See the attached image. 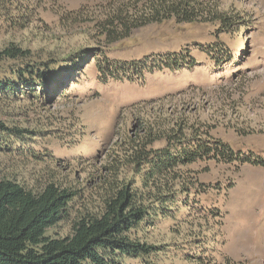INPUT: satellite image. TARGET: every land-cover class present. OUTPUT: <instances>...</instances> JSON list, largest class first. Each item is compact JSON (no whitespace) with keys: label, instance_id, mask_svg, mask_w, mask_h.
<instances>
[{"label":"rangeland","instance_id":"rangeland-1","mask_svg":"<svg viewBox=\"0 0 264 264\" xmlns=\"http://www.w3.org/2000/svg\"><path fill=\"white\" fill-rule=\"evenodd\" d=\"M110 2L0 0V50L14 45L35 60L79 54L68 75L42 92L20 86L0 98V120L32 131L7 136L2 176L33 190L53 181L75 193L48 236H66L76 219L98 211L106 188L123 177V147L148 131L186 122L264 159V0H219L222 9L244 19L228 31L208 22L167 20L112 42L99 36ZM215 43L229 56L212 60L202 47ZM185 48L194 66L146 72L132 81H101L93 55L101 50L130 60ZM185 169L196 188L179 197L170 216L137 228L141 240L164 247L148 258L150 264H264V160H206Z\"/></svg>","mask_w":264,"mask_h":264},{"label":"trees","instance_id":"trees-1","mask_svg":"<svg viewBox=\"0 0 264 264\" xmlns=\"http://www.w3.org/2000/svg\"><path fill=\"white\" fill-rule=\"evenodd\" d=\"M105 14L99 22V36L110 42L128 37L134 29L167 20L208 22L220 31L244 21L239 14L222 9L219 0H111ZM202 49L213 55L214 61L217 56H229L219 43ZM27 54L14 45L0 50V98L20 86L32 93L34 87L42 92L68 75L79 56L73 52L60 59L35 60ZM93 55L103 82L132 81L146 72L190 68L196 62L188 48L130 60L111 59L101 50ZM39 92L34 97L39 98ZM31 133L0 120V150L8 146L7 136L21 138ZM122 150L120 162L125 175L109 184L97 212L76 219L70 233L62 237L48 236L46 230L67 214L75 193L53 181L33 190L2 176L0 167V264H124L129 258L150 264L148 258L164 247L141 240L137 228L145 221L170 216L179 197L187 198L196 188L198 182L186 166L206 160L239 164H263L264 160L235 151L207 129L186 122L148 131Z\"/></svg>","mask_w":264,"mask_h":264}]
</instances>
